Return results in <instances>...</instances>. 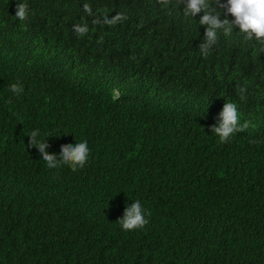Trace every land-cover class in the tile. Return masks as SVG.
Here are the masks:
<instances>
[{"label":"trees","instance_id":"1","mask_svg":"<svg viewBox=\"0 0 264 264\" xmlns=\"http://www.w3.org/2000/svg\"><path fill=\"white\" fill-rule=\"evenodd\" d=\"M23 2L22 22L0 0V264H264L261 46L234 28L205 59L199 14L175 0ZM224 102L250 126L221 144ZM34 129L50 153L86 140L88 163L49 169ZM137 199L149 223L124 231Z\"/></svg>","mask_w":264,"mask_h":264},{"label":"clouds","instance_id":"2","mask_svg":"<svg viewBox=\"0 0 264 264\" xmlns=\"http://www.w3.org/2000/svg\"><path fill=\"white\" fill-rule=\"evenodd\" d=\"M158 3L168 6L171 0H157ZM176 5L182 6L183 16L194 18L199 14V25H204L203 40L198 44L201 55L206 59L215 45L218 43L219 33L225 37H230L234 28L243 35L247 41H255L261 46L264 52V0H175ZM85 11L91 15L89 5H84ZM218 9L220 11H218ZM29 5L23 0H16L15 17L20 21L29 19ZM223 16V18H221ZM231 17V19H229ZM127 19L123 13H116L109 18L104 16L102 20L93 19V25L105 24L115 26ZM22 30H27V25L22 24ZM73 30L78 36H84L88 31V25H74ZM103 38L98 41L102 43ZM132 59H135L133 56ZM9 90L14 95H19L23 91L22 85L13 83ZM239 99L246 101V88H239ZM11 103V101H8ZM250 124L245 121L240 123L237 104L234 102H224L222 109L218 113L216 123L209 126L210 132L218 138V143L230 142L234 135L249 128ZM28 137L27 146L38 150L41 159L49 169H58L64 166L69 167L73 172L83 169L88 163L90 149L86 140H81L74 144H64L60 147L59 154L47 151L49 147L45 135L40 138V130L34 129L25 134ZM146 216L150 212L142 206L140 200H135L129 205H125L123 215L117 218V222L122 230L132 231L144 228L148 223Z\"/></svg>","mask_w":264,"mask_h":264}]
</instances>
